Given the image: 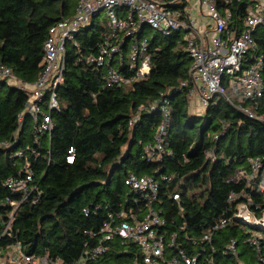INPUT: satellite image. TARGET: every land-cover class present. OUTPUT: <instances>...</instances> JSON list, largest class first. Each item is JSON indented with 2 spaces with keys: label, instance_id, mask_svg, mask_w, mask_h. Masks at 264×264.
Wrapping results in <instances>:
<instances>
[{
  "label": "trees",
  "instance_id": "1",
  "mask_svg": "<svg viewBox=\"0 0 264 264\" xmlns=\"http://www.w3.org/2000/svg\"><path fill=\"white\" fill-rule=\"evenodd\" d=\"M215 1L222 7L223 0ZM76 2L0 0V62L20 79L33 82L49 28L58 20L70 18ZM106 31V22L94 17L79 29L74 41L66 43L63 81L57 87L59 109L51 111L54 128L49 143L34 145L28 115L16 131L18 114L28 93L0 81V141L10 142L16 136L10 147H0L2 250L19 242L29 256L46 255L65 264L76 262L96 244L93 233L99 230L107 212L130 205L132 192L124 184L129 173L158 175L163 188L160 197L170 210L167 215L175 214L179 211L177 205H181L178 224L184 221L186 231L199 237L235 209V201L227 202L228 194L243 188V181L235 177L239 170L248 168V158H264V120L239 111L235 97L225 92L230 102L217 95L202 115L190 111L191 86L180 87V82L187 78L190 58L177 33L154 34L149 45L151 69L146 78L129 86L105 87L103 68L85 57L95 52ZM254 39L262 56L264 84V23L255 30ZM161 92L166 93L170 104L165 153L160 160H148L144 145L153 140L162 120L161 111L157 108L141 113L131 126L129 119L139 106L157 99ZM255 112L257 116L264 115V97ZM25 146L38 150V155H33L28 149L26 156L42 193L35 203L28 198L19 204L10 234H2L10 212L9 202L20 200L19 194L3 186V180L16 174L24 163L13 153ZM70 147L74 149L71 164L66 162ZM207 150L213 151L214 160L206 157ZM162 175L167 179L163 180ZM164 192L178 193L179 201L164 196ZM253 199L264 206L259 194H254ZM84 208L89 210L87 215ZM244 226L233 222L213 235L212 256L216 264H264V230H260L261 260L254 249L245 245L238 247L237 255L224 253L230 238L241 239L250 233ZM193 251L189 247L188 253ZM84 258L85 264H143L136 244L119 238L110 241L98 257ZM198 264L206 263L200 258Z\"/></svg>",
  "mask_w": 264,
  "mask_h": 264
},
{
  "label": "built area",
  "instance_id": "2",
  "mask_svg": "<svg viewBox=\"0 0 264 264\" xmlns=\"http://www.w3.org/2000/svg\"><path fill=\"white\" fill-rule=\"evenodd\" d=\"M221 6L218 7L215 0H198L197 6H188V0H77L73 15L58 20L49 28L39 72L33 82L20 79L0 62V81L28 93L24 108L18 114L16 131L22 128L28 115L34 145L49 143L54 128L51 111L59 109L57 87L63 81L65 45L74 41L75 34L92 18L99 19L101 11L106 12L104 21L107 31L97 42L95 52L85 59L103 68L105 87L129 86L146 78L151 69L149 45L154 34L170 36L177 33L183 42V50L190 58L187 78L180 82V87L191 86L189 98L195 97L198 105L206 108L217 95L225 96L230 102L227 92L236 97L235 105L239 111L250 118L264 120V115L257 116L255 112L264 97V84L262 56L256 50L254 39L255 30L264 23V0H223ZM145 28H149L150 33L154 31L149 34L144 31ZM169 105L166 93L161 92L157 99L139 106L129 119L131 126L141 113H150L157 108L161 111L162 120L155 129L153 140L144 145L148 160H160L165 153ZM15 139L16 136L10 142L0 141V147H10ZM35 146L19 147L13 153L23 158L24 163L16 174L5 177L3 186L19 194L20 200L9 202L10 212L2 234H10L19 204L28 198L35 203L42 193L39 184L34 181L31 162L26 156L28 149L33 155H38ZM205 155L215 159L212 150H207ZM73 160L74 149L70 147L66 162L71 164ZM236 175L235 180H242L244 185L240 192L231 191L228 194L227 202L235 201V209L195 237L186 231L184 221L177 222V214L183 210L181 205H177L179 211L175 214L167 215L170 210L163 205L160 197L163 188L158 175L129 173L124 184L132 192L130 205L107 212L99 230L93 233L96 244L72 264H85L84 257H98L114 238L136 244L143 264H198L200 258L206 264H216L212 256L215 251L212 237L233 222L249 226L250 233L241 239L230 238L224 253L237 255L238 247L245 245L254 249L261 260L259 244L260 230H264V206L253 198L254 194H259L264 201V158H248V168L239 170ZM161 178L167 179L164 175ZM164 194L179 201L178 193ZM98 207L95 206V210ZM260 207L261 211L257 214ZM83 212L87 215L88 208H84ZM189 247L193 248V253H188ZM2 257L11 259L12 264H65L46 255L29 256L19 242L4 250L0 248V264H6Z\"/></svg>",
  "mask_w": 264,
  "mask_h": 264
},
{
  "label": "rangeland",
  "instance_id": "3",
  "mask_svg": "<svg viewBox=\"0 0 264 264\" xmlns=\"http://www.w3.org/2000/svg\"><path fill=\"white\" fill-rule=\"evenodd\" d=\"M192 5L197 6L198 5V0H188V6H192ZM98 18L101 21L104 20L106 18V12L105 11H101L99 16H98ZM144 31L146 33L151 34V33H153L154 30L151 31V33H150L149 28H145ZM231 97L233 98L235 96H233L231 94ZM189 109H190V111H192L193 114H196L197 116L202 115L203 110H204V108H202L201 106L198 105L196 98L192 97V96L190 97V101H189ZM244 228H245L246 231L250 230V227L247 226V225H245Z\"/></svg>",
  "mask_w": 264,
  "mask_h": 264
},
{
  "label": "crops",
  "instance_id": "4",
  "mask_svg": "<svg viewBox=\"0 0 264 264\" xmlns=\"http://www.w3.org/2000/svg\"><path fill=\"white\" fill-rule=\"evenodd\" d=\"M3 260H5L6 264H12V262H10L11 259L7 258V257H2ZM14 264V263H13Z\"/></svg>",
  "mask_w": 264,
  "mask_h": 264
}]
</instances>
